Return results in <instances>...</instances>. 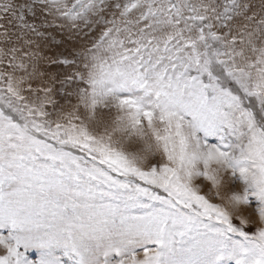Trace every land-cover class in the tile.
I'll list each match as a JSON object with an SVG mask.
<instances>
[{
    "label": "snow or ice",
    "instance_id": "6c2138e0",
    "mask_svg": "<svg viewBox=\"0 0 264 264\" xmlns=\"http://www.w3.org/2000/svg\"><path fill=\"white\" fill-rule=\"evenodd\" d=\"M0 264H264V0H0Z\"/></svg>",
    "mask_w": 264,
    "mask_h": 264
}]
</instances>
